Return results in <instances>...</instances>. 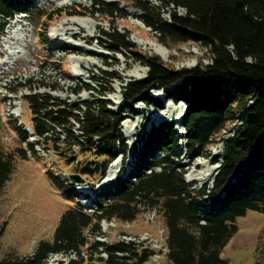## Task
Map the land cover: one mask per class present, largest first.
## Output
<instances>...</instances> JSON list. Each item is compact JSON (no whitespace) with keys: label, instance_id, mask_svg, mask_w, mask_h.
<instances>
[{"label":"trees","instance_id":"16d2710c","mask_svg":"<svg viewBox=\"0 0 264 264\" xmlns=\"http://www.w3.org/2000/svg\"><path fill=\"white\" fill-rule=\"evenodd\" d=\"M124 2L89 0V6L54 9L47 17L51 21L66 12L69 17H105L110 28L99 31L96 43L114 54L131 53L147 68L145 78L122 85V100L115 110L94 96L111 91L94 76V85L78 81L69 87L74 95L89 91L91 99L85 100L70 101L40 92L46 87L58 89V83L44 79H25L9 88L12 94L20 89L28 91L21 99L31 113V129L29 132L23 124L18 125L17 119L9 121L25 147L13 153L0 150V191L9 180L14 159L37 160L38 146L72 151L61 156L69 165L75 164L73 172L83 178L103 177L119 155L125 164L128 145L121 122L124 114H138L134 108L138 103L160 110L168 101L185 104L179 122L185 133L179 134L173 120L151 126L148 132L141 124V134L132 145L131 169L125 173L122 166L114 181L92 190V197L75 190L66 175L47 170L52 186L74 205L61 215L51 242L40 241L31 256L4 258L0 264H47L50 254L68 257L72 253L77 258H69L66 264H145L161 250L135 240L104 242L96 238L105 236L102 220L132 222L147 210H155L163 218L165 257L170 264H229L222 251L238 230L236 219L248 211L264 214V0ZM43 12L36 0H0V35L16 16L33 19ZM127 17L139 20L165 47L178 43L202 47L210 62L171 69L158 55L136 52L129 33L119 31L115 24L116 19ZM40 40L49 43L46 31ZM87 42L90 45L93 40ZM56 50L66 51L63 46ZM55 69L61 74L60 66ZM101 72L111 82L118 78L115 71ZM154 89L162 91L163 101L149 95ZM228 124L233 126L225 131ZM223 131L227 135L220 139L222 151L211 158L212 164L221 160L212 186L187 182L183 158H209L208 146ZM77 155L90 157L79 160ZM81 198L89 200L92 211L79 202ZM257 251L255 264H264V246Z\"/></svg>","mask_w":264,"mask_h":264},{"label":"rangeland","instance_id":"374dc122","mask_svg":"<svg viewBox=\"0 0 264 264\" xmlns=\"http://www.w3.org/2000/svg\"><path fill=\"white\" fill-rule=\"evenodd\" d=\"M36 1L40 9L44 10L43 15H34L33 19H26L24 15L16 16L5 27L4 34L0 35V150L3 153H13L16 148L25 147L10 128V120L17 119L18 125L23 124L29 132L31 129V113L21 99V96L28 91L20 89L17 94H12L9 90L25 79L31 78L33 81L44 79L45 82L58 83V89L55 91L46 87L41 88L40 92L45 91L61 99L75 101L77 98L91 99V94L84 90L74 95L69 87L74 86L78 81L94 85L96 82L92 79L94 76L104 87L107 89L110 87L111 90L105 96H99L98 93H94V96L106 100L109 103L108 108L115 110L122 100V85L130 80H142L147 73V68L137 62L131 53L114 54L96 43L95 39L99 36V31L110 28L105 17L97 19L69 17L67 12L51 21L47 17L54 9L74 4L89 6V0ZM120 1L121 5L125 3L124 0ZM128 11L135 12L132 9ZM115 24L119 31L125 30L129 33V39L135 44L136 52L158 55L171 69L191 68L199 62L204 65L210 62L205 50L193 43H178L167 47L159 44L149 28L136 18L116 19ZM45 31L49 43H42L40 40V35H44ZM89 40L90 42L93 40L90 45L87 44ZM59 46L65 47L66 51L58 52L56 48ZM155 50L164 54V57L162 58ZM71 52L72 54H69ZM51 56L54 58L51 59ZM104 62L112 65L108 66ZM56 66L61 67L62 75L56 72ZM101 71H115L118 78L111 82ZM67 76L72 78L69 79ZM149 95L163 101L164 94L160 89L151 90ZM184 105L168 101L163 103V109L160 110L154 106L146 107L143 103L136 104L134 108L138 114H124L121 122L122 132L128 145L125 164H123V156L119 155L108 166L103 177H81L84 183H76L74 189L89 194L90 190L105 187L109 181H113L122 166L127 173L134 162L132 145L141 134L139 130L141 124H145V132H148L151 126H156L164 120H173L179 134L184 135L185 131L179 124L185 109ZM232 126L228 124L225 131ZM127 128L131 130L129 138L124 132ZM225 131L208 146V151L211 153L209 158L194 160L183 158L182 164L186 171L184 177L187 182L195 181L197 187L205 182L207 187L211 186V178L221 163L220 160L212 164L211 158L222 151L223 144L220 139L227 135ZM36 149L39 151L37 160L14 159L9 180L0 191V260L31 256L40 241L51 242L61 215L74 205V201H68L52 186L47 175V170L50 169L67 176L75 174L73 172L75 164L69 165L61 156L72 151L62 148L57 152L53 149H41L40 146ZM86 157L90 155H77L79 160ZM115 164L116 168L112 167ZM112 168L115 171L113 174L110 173ZM85 203L88 204L87 201ZM88 211L90 212L91 209ZM236 225L238 230L224 247L222 257L227 259L229 264H255L259 254L257 249L264 246V214L248 211L245 216L236 219ZM100 227L105 235L101 240L112 242L122 239V236H128L131 240L137 239L143 242L151 249L161 250L145 264H170L165 257L164 221L155 210L141 212L132 222L102 220ZM81 255L86 256L85 253ZM66 257L62 254H51L47 258V263L56 264L58 259ZM68 257L77 258V255L72 253Z\"/></svg>","mask_w":264,"mask_h":264},{"label":"water","instance_id":"95a60500","mask_svg":"<svg viewBox=\"0 0 264 264\" xmlns=\"http://www.w3.org/2000/svg\"><path fill=\"white\" fill-rule=\"evenodd\" d=\"M184 107L186 108V105H184ZM69 181H70L71 184L84 183V180L78 174H71L69 176Z\"/></svg>","mask_w":264,"mask_h":264},{"label":"bare ground","instance_id":"6f19581e","mask_svg":"<svg viewBox=\"0 0 264 264\" xmlns=\"http://www.w3.org/2000/svg\"><path fill=\"white\" fill-rule=\"evenodd\" d=\"M155 51H156V53L159 54L162 58L164 57V54L159 53L157 50H155ZM124 125H125V124H124ZM126 126H127V125H126ZM125 128H126V127H125ZM124 132H126V135H127L128 138H129L131 130H130L129 128H127L126 131H124ZM112 167L116 168V164H115V166H112ZM114 168H112V169L110 170V173L113 174V173L115 172V171H114Z\"/></svg>","mask_w":264,"mask_h":264},{"label":"built area","instance_id":"2783aa9c","mask_svg":"<svg viewBox=\"0 0 264 264\" xmlns=\"http://www.w3.org/2000/svg\"><path fill=\"white\" fill-rule=\"evenodd\" d=\"M124 240H131L130 238H127V237H122ZM56 261V260H55ZM56 264H57V262H56Z\"/></svg>","mask_w":264,"mask_h":264}]
</instances>
